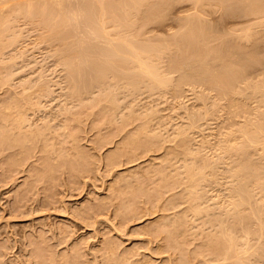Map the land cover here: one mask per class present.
I'll return each mask as SVG.
<instances>
[{
    "label": "rangeland",
    "instance_id": "374dc122",
    "mask_svg": "<svg viewBox=\"0 0 264 264\" xmlns=\"http://www.w3.org/2000/svg\"><path fill=\"white\" fill-rule=\"evenodd\" d=\"M153 1L154 28L136 14L129 38L169 45L144 56L161 86L111 52L83 56L86 80L69 73L39 17L0 5V264H264V8Z\"/></svg>",
    "mask_w": 264,
    "mask_h": 264
},
{
    "label": "bare ground",
    "instance_id": "6f19581e",
    "mask_svg": "<svg viewBox=\"0 0 264 264\" xmlns=\"http://www.w3.org/2000/svg\"><path fill=\"white\" fill-rule=\"evenodd\" d=\"M147 1L148 0H0V5H3V7L1 8V10H3V8H4V6H5V8H4V10L5 11H7L8 12V14H9V11H8V8H9V10H11V7H13V10H15V13H16V16H17V14L18 13H20V15L21 14H24L25 16L27 15V17H28V19H29V21L30 20H32V18H34V17H36V18H34V19H36L37 20V18H38V20H37V22H39V23H42V25L40 24V26H44V27H41V29L42 28H44V31L46 32H44L45 34H47L46 36L47 37H45L44 35H42V36H44L45 38H48L49 40H51V42L52 41H54V42H58L57 44H61L60 46H61V50H60V52L58 53V54H60L61 56H63V60H64V65H65V67L67 68L68 67V72L69 73H71V71L76 75H80L81 73H83V71L85 72H88V70H86L87 68H89L90 69V67H85V66H87V65H85V64H83L82 62H84L83 61V59L82 58H84L83 56H91V55H93L92 57L93 58H95L94 57V55H97V53L99 52V53H101V54H103L104 53V55L105 54H107V56L108 55H111L110 54V52L115 56H117V54H118V56L117 57H120V55L122 54V57L124 56L125 58H127L126 60L127 61H125L126 63L127 62H131V63H129L130 65H132V63L133 64H138V67L142 70H140V72H145L147 75H145V73H140V74H144L145 75V77H153V79L154 78H156L157 77V80H158V78H159V75H158V73L156 72L155 73V71H156V69H157V67H155V65H152V63H150V65L148 64L149 62L147 61V59H145L146 58V56H148V57H150L151 55L153 56V54L154 53H156V52H158L159 50H161V51H165L166 49V47H168L169 45H168V43H164V45L166 44V45H168V46H166L165 48H162L161 46V48L162 49H165V50H162L161 48L158 50L157 49V46H158V44H157V46H156V48H154V46H152V47H146L144 44V42H143V44L142 43H134V41L135 40H133L132 38H129V35H130V33L132 32L130 29H132V27L131 26H133L134 27V25H130V24H132L133 22H132V19H135L136 20V18H135V16H136V14H140V13H143V15H145V16H142L143 17V20H141V21H145L146 20V22L148 21V19L150 20V18H151V21L153 20V16L152 15H154V12H155V14L157 13V11H159V10H161V8H159V6H156L154 3L153 4H151L150 2V4L148 5V3H147ZM150 1V0H149ZM152 1V0H151ZM156 1V0H155ZM155 1H153V2H155ZM162 1V0H161ZM177 1V0H176ZM183 1V0H182ZM185 2H186V0H184ZM188 1V0H187ZM203 1V0H202ZM202 1H199L201 4H202V6H205V5H203V4H208V2L206 1V3H203ZM232 1V0H231ZM237 1V0H236ZM235 1V2H236ZM242 1H244V0H239V1H237V2H242ZM248 2H249V0H247ZM157 2V1H156ZM159 2H160V0H159ZM169 4H170V1H167ZM177 2H179V1H177ZM190 2V0L188 1V3ZM198 2V1H197ZM210 2V1H209ZM215 2H217V0H215ZM224 2V1H223ZM223 2H221V4H223ZM225 2H227V0L225 1ZM234 2V3H235ZM247 2V3H248ZM162 3H164V0H163V2ZM200 3H197V4H200ZM233 3V4H234ZM239 3H237V5H239ZM147 4V5H146ZM173 4H176V5H178L177 3H175L174 1H173ZM190 4V3H189ZM193 4H194V2H193ZM215 4V3H214ZM218 4V3H217ZM219 4H220V2H219ZM218 4V5H219ZM225 4V3H224ZM232 4V3H231ZM230 4V5H231ZM232 4V5H233ZM157 5H159V3L157 4ZM165 5V7H166V5L167 4H164ZM227 5V4H226ZM236 5V4H235ZM244 5H245V3H244ZM6 6L8 7V6H10V7H8L7 8V10H6ZM189 6V5H188ZM195 6V5H194ZM212 7H210V8H213V4L211 5ZM242 6V5H241ZM169 7H170V5H169ZM206 7H208L207 5H206ZM215 7H216V4H215ZM214 7V8H215ZM220 8H221V6H219ZM236 8L238 7V6H235ZM243 7V6H242ZM145 8V9H144ZM164 8V7H163ZM189 8V7H188ZM199 8H200V12H201V14H202V7H200L199 6ZM199 8H198V10H199ZM217 8V10H218V7H216ZM216 8H215V10H214V13L217 11L216 10ZM220 8H219V12H220ZM223 8V7H222ZM226 8H228V7H226ZM230 8V7H229ZM244 8V7H243ZM263 8H264V6H263V2H261V1H259V0H251V2L248 4V9H247V15L249 14V15H253L254 16V18H255V20H257L256 19V17H263V15H264V13H262V11H261V9L263 10ZM145 11H144V10ZM0 10V12H2ZM3 10V11H4ZM193 10H194V8H193ZM195 10H196V7H195ZM194 10V11H195ZM232 10H233V8H232ZM232 10H230V11H232ZM246 10V7L244 8V12H246L245 11ZM12 11V10H11ZM163 11V10H162ZM168 11V10H167ZM193 11V12H194ZM203 11H206L205 10V8H203ZM217 11V12H218ZM227 11H229V10H227ZM226 11V12H227ZM239 11V10H238ZM166 12V11H165ZM211 13H213V11H210ZM223 12V11H222ZM243 12V11H242ZM5 14H6V12H4ZM12 13H14V12H12ZM15 13H14V15H15ZM160 13H161V11L160 12H158V14L160 15ZM164 13V12H163ZM210 13V14H211ZM213 13V14H214ZM221 13V12H220ZM225 13V12H224ZM233 13H235L234 11H233ZM261 13L263 14V15H261ZM0 14H3V13H0ZM11 14V13H10ZM158 14H156V17H157V15ZM165 14V13H164ZM163 14V15H164ZM190 14V13H189ZM192 14V13H191ZM229 14V13H228ZM7 15V14H6ZM5 15V16H6ZM12 15V14H11ZM135 15V16H134ZM194 14H192L191 16H193ZM198 14L195 12V16H197ZM200 15V14H199ZM215 15V14H214ZM231 17H232V12H231ZM234 15H236V13L234 14ZM2 16V15H1ZM5 16H3L2 18H4ZM15 16V18H17ZM140 16V15H139ZM152 16V17H151ZM190 16V15H189ZM188 16V17H189ZM190 16V17H191ZM195 16H193L194 18H196ZM205 16H207V14L205 15ZM222 16H224L223 14L220 16V17H222ZM239 16V15H238ZM10 17V16H9ZM9 17H7L6 16V19L5 20H7ZM14 17V16H13ZM21 17H22V15H21ZM20 17V18H21ZM136 17H138V16H136ZM161 17H163V16H160V19L158 18V20H160L161 21ZM180 17V16H179ZM193 17H191L192 18V21H199V19H197L196 18V20L195 19H193ZM201 17V16H200ZM211 17V16H210ZM225 17H227V16H225ZM228 17H230V16H228ZM237 17V16H236ZM11 18V17H10ZM9 18V19H10ZM190 18V19H191ZM206 18V17H205ZM208 18V17H207ZM223 18V17H222ZM235 18V17H234ZM251 18V17H250ZM0 19H1V17H0ZM9 19H8V21H9ZM13 19V18H12ZM24 19V18H23ZM177 19H181V18H177ZM184 19H185V17H184ZM189 19V18H188ZM202 19V18H201ZM221 19V18H220ZM225 19V18H224ZM223 19V20H224ZM236 19V18H235ZM157 20V19H156ZM157 20V21H158ZM185 20H187V19H185ZM226 20V19H225ZM252 20V19H251ZM259 20V19H258ZM3 22H6V21H4V20H2ZM28 21V20H27ZM184 20H183V16H182V21H180V22H183ZM189 21H191V20H189ZM201 21V20H200ZM204 20H202L201 22H203ZM227 21V20H226ZM246 21V20H245ZM33 22H34V20H33ZM132 22V23H131ZM135 22V21H134ZM145 22V23H146ZM185 23H186V21H184ZM187 22H188V20H187ZM212 22V21H211ZM216 22V21H215ZM225 21H223V23H224ZM2 23V22H1ZM136 23H138V21H136ZM143 23V22H142ZM141 23V24H142ZM144 23V24H145ZM150 22H147V26H151L152 24V22L149 24ZM153 23L155 24L156 22H155V18H154V21H153ZM166 23V22H165ZM171 23V22H170ZM184 23V24H185ZM191 23V22H190ZM197 23V22H196ZM207 23V22H206ZM226 23V22H225ZM4 23H2V25H3ZM135 24V23H134ZM140 23H138V25H139ZM154 24L152 25L153 26V28H154ZM162 24V23H161ZM198 24H199V22H198ZM204 24V23H203ZM208 24H209V22H208ZM220 24V23H219ZM222 24V23H221ZM220 24V25H221ZM256 24H258V23H256ZM255 24V25H256ZM6 25H10V24H6ZM5 25V27H7ZM32 25V24H31ZM34 25V24H33ZM39 25V24H38ZM37 25V26H38ZM112 26V28L111 27H109V26ZM137 25V24H136ZM157 25V24H156ZM158 25H160L159 24V22H158ZM163 25H164V23H163ZM188 25H189V23H188ZM200 25V24H199ZM140 26H142V25H140ZM139 26V27H140ZM170 26V25H169ZM181 26V25H180ZM192 26V25H191ZM197 26V25H196ZM201 26V25H200ZM209 26H210V24H209ZM251 26V25H250ZM5 27H2L1 26V28H2V30H3V28H5ZM10 27V26H9ZM136 27V26H135ZM146 27V26H145ZM160 27V26H159ZM194 27V26H193ZM205 27V26H204ZM208 27V26H207ZM227 27V26H226ZM256 27V26H255ZM111 28V29H110ZM137 28H138V26H137ZM136 28V29H137ZM184 28V27H183ZM189 28V27H188ZM192 28V27H191ZM210 28V27H209ZM214 28V27H213ZM223 28V27H222ZM253 28V27H252ZM40 29V30H41ZM166 29V28H165ZM185 29V28H184ZM193 29V28H192ZM191 29V30H192ZM2 30L0 29V38H1V35H2ZM8 30H9V28H8ZM43 30V29H42ZM138 30V29H137ZM154 30V29H153ZM180 30V29H179ZM188 30V29H187ZM194 30V29H193ZM191 31V33L192 32H194V31ZM197 30V29H196ZM204 30H206V29H204ZM233 30V29H232ZM239 30V29H238ZM6 31V30H5ZM14 31V30H13ZM39 31V30H38ZM80 31V34L81 35H79L80 36V38H81V40L80 41H82L81 43L78 41H74L75 39L77 40V37L75 36V35H77L78 36V32ZM131 31V32H130ZM182 31V30H181ZM200 31L201 30H199V31H197L198 33H200ZM210 31V30H209ZM218 31V30H217ZM240 31V30H239ZM42 32V31H41ZM40 32V33H41ZM137 32V31H136ZM140 32V31H139ZM138 32V33H139ZM178 32H180V31H178ZM178 32H177V34H178ZM183 32V31H182ZM216 32V31H215ZM236 32H238V31H236ZM235 32V33H236ZM6 33H7V31L6 32H4V34L6 35ZM13 33V32H12ZM15 33V32H14ZM43 33V32H42ZM133 33V32H132ZM132 33H131V35H132ZM142 33H144V32H142ZM186 33V32H185ZM213 33V32H212ZM223 33V32H222ZM241 33V32H240ZM140 35H141V32L139 33ZM149 33H147V35H148ZM151 34H152V32H151ZM151 34H149V35H151ZM175 33H173L172 35H174ZM177 34H176V36H177ZM189 35H190V32L188 33ZM207 34V33H206ZM209 34V33H208ZM217 34V33H216ZM5 35H3L4 36V38H6L5 37ZM9 35H10V33H9ZM12 35V34H11ZM82 35H83V37H82ZM136 35V34H135ZM154 36H155V33L153 34ZM170 35V34H169ZM180 35H181V32H180ZM179 35V36H180ZM186 35V34H185ZM185 35H184V37H185ZM204 34H202V36H203ZM211 35V34H210ZM78 36V37H79ZM139 36V35H138ZM141 36H143V35H141ZM175 36V35H174ZM175 36V37H176ZM182 36H183V33H182ZM191 36H193V33H192V35ZM200 36V35H199ZM212 36H214L215 37V34H213ZM217 36H219V35H217ZM12 37H14L13 35H12ZM76 37V38H75ZM131 37V36H130ZM132 37L134 38V36L132 35ZM148 37V36H147ZM152 38H153V36H151ZM186 37H187V35H186ZM189 37V36H188ZM195 37H196V32H195ZM213 37V38H214ZM226 37V36H225ZM230 37H232V36H230ZM229 37V38H230ZM241 37V36H240ZM15 38V37H14ZM13 38V39H14ZM137 38V37H136ZM155 38V37H154ZM154 38H153V40H154ZM156 38H158V37H156ZM173 38V37H172ZM198 38V37H197ZM200 38V37H199ZM205 38H206V36H205ZM219 38V37H218ZM223 38H224V36H223ZM2 39V38H1ZM7 39V38H6ZM70 39H73V44L71 43L70 44ZM140 39H141V37H140ZM160 39V38H159ZM165 39V38H164ZM168 39V38H167ZM184 39V38H183ZM186 39H189V38H186ZM227 39V38H226ZM244 39V38H243ZM250 39V38H249ZM2 40H4V39H2ZM9 40H10V38H9ZM8 40V41H9ZM69 40V41H68ZM103 40V41H102ZM105 40V41H104ZM143 40V39H142ZM146 39H144L143 41H145ZM150 40H151V38H150ZM163 40V39H162ZM170 40V39H169ZM176 40H177V38H176ZM196 40V39H195ZM200 40V39H199ZM201 40L204 42V40L201 38ZM200 40V41H201ZM209 40H211L210 38H209ZM212 40H214V39H212ZM5 41V40H4ZM83 41H85V42H88L87 44H89L88 46H87V48H85V45H87V44H85V43H83ZM137 41V40H136ZM139 41H141V40H139ZM138 41V42H139ZM148 41H149V39H148ZM174 41V40H173ZM179 41V40H178ZM184 41V40H183ZM249 41V40H248ZM99 42L100 43H102L101 45L99 44ZM142 42V41H141ZM150 42V41H149ZM153 42V41H152ZM161 42V41H160ZM181 42V41H180ZM185 42H187V44H188V42H190V41H185ZM193 42V41H192ZM191 42V43H192ZM206 42V41H205ZM209 42V41H208ZM53 43V42H52ZM69 43V44H68ZM79 43H80V45H79ZM156 43V42H155ZM194 43V42H193ZM192 43V44H193ZM240 43V42H239ZM55 44V43H54ZM84 44V47H82V45ZM150 44V43H149ZM161 43H159V45H160ZM177 44H179V42L177 43ZM184 44V43H183ZM206 44V43H205ZM56 45V44H55ZM100 45V46H99ZM144 45V46H143ZM150 45H153V43L152 44H150ZM163 45V46H164ZM173 45H176V43L174 42V44ZM185 46H186V44H184ZM183 45V46H184ZM191 45V44H190ZM189 45V46H190ZM204 45V44H203ZM178 46V45H177ZM176 46V47H177ZM182 46V45H181ZM194 46L195 45H193V48H194ZM210 45L208 44V46L207 47H209ZM226 46V45H225ZM173 48L175 47V46H172ZM199 47V46H198ZM206 47V46H205ZM169 48V47H168ZM185 48V47H184ZM183 48V49H184ZM190 48H191V46H190ZM199 48H202V47H199ZM204 48V47H203ZM175 49V48H174ZM177 49V48H176ZM179 49H180V47H179ZM210 48H208V50H209ZM230 49V48H229ZM238 49V48H237ZM241 49V48H240ZM169 50V49H168ZM205 50H207V49H205ZM211 50H214V49H211ZM160 51V52H161ZM185 51V50H184ZM202 51V50H201ZM166 52H167V50H166ZM182 52V51H181ZM180 52V53H181ZM213 52H215V51H213ZM229 52V51H228ZM114 53H116V54H114ZM162 53V52H161ZM175 53V52H174ZM186 53V52H185ZM187 53H189V51L187 52ZM186 53V54H187ZM194 53V52H193ZM207 53V52H206ZM210 53V52H209ZM208 53V54H209ZM212 53V52H211ZM219 53V52H218ZM120 54V55H119ZM149 54H151L150 56H149ZM158 54V53H157ZM191 54V53H190ZM189 54V55H190ZM201 54V53H200ZM99 55V54H98ZM128 55H130L129 57H127ZM131 55H132V57H131ZM163 56H164V54H162ZM173 55H175V54H173ZM177 55V54H176ZM181 56H183L182 55V53L180 54ZM202 55V54H201ZM205 55V54H204ZM245 55V54H244ZM86 57V59L87 58H89V57ZM144 56H145V58H144ZM185 56V55H184ZM193 56V55H192ZM221 56V55H220ZM224 56V55H223ZM226 56V55H225ZM99 57H101V56H99ZM113 57V56H112ZM116 57V58H117ZM122 57H121V60H122ZM131 57V58H130ZM158 57H159V54H158ZM190 57V56H189ZM188 57V58H189ZM196 57V56H195ZM195 57L193 58V59H195ZM102 58V57H101ZM111 58V57H110ZM124 58V59H125ZM130 58V59H129ZM135 60H134V59ZM161 58V57H160ZM186 58H187V56H186ZM198 59H199V61L201 62V60H200V58L199 57H197ZM231 58V57H230ZM250 58V57H249ZM132 59H133V61H132ZM146 61H145V60ZM155 59H157V57L155 58ZM183 59H184V57H183ZM205 59V58H204ZM215 59V58H214ZM85 60V59H84ZM116 60V59H115ZM118 60V59H117ZM158 60V59H157ZM225 60V59H224ZM91 62H95V60L93 61V60H90ZM105 61V60H104ZM122 61H124V60H122ZM121 61V62H122ZM155 61V60H154ZM176 61V60H175ZM181 61H182V59H181ZM180 61V62H181ZM186 61V60H185ZM194 61V60H193ZM258 61V60H257ZM89 62V61H88ZM87 62V63H88ZM90 62V63H91ZM99 62V61H98ZM108 62V61H107ZM107 62L105 63L106 65H104V67H106L107 66ZM118 61H116V63H117ZM120 62V61H119ZM125 62L124 63H122V65L123 64H125ZM156 62L157 61H155V63L154 64H156ZM171 62H173V61H171ZM217 62V61H216ZM219 62V61H218ZM223 62V61H222ZM229 62V61H228ZM86 63V62H85ZM97 63V62H96ZM96 63H92L91 64V69H96V66H97V68H102L101 66H100V63H99V65L98 64H96ZM102 63V62H101ZM104 63V62H103ZM102 63V64H103ZM115 63V62H114ZM115 63V64H116ZM159 63V62H158ZM189 63H191L190 61H189ZM193 63V62H192ZM194 63H196V62H194ZM206 63V62H205ZM245 63V62H244ZM111 64H113V62L111 63ZM121 64V63H120ZM119 63H118V66L120 65ZM148 64V65H147ZM176 64V63H175ZM201 64H202V62H201ZM215 64V63H214ZM225 64V63H224ZM249 64V63H248ZM85 65V66H84ZM96 65V66H95ZM125 65H127V64H125ZM129 65V66H130ZM158 65V64H157ZM179 65H180V63H179ZM185 65V64H184ZM223 65V64H222ZM228 65V64H227ZM90 66V65H89ZM94 66V67H93ZM98 66H100V67H98ZM108 66H109V64H108ZM107 66V67H108ZM116 66H117V64H116ZM133 66V68H137L138 69V67H136L137 65H132ZM135 66V67H134ZM154 66V67H153ZM197 66H199V65H197ZM204 66V65H203ZM206 66H207V64H206ZM214 66V65H213ZM256 66V65H255ZM93 67V68H92ZM103 67V68H104ZM106 67V68H107ZM111 67H113L112 65H111ZM120 67L121 68H123V66H121L120 65ZM119 67V68H120ZM219 67V66H218ZM247 67V66H246ZM120 68V69H121ZM155 68V69H154ZM172 68V67H171ZM186 68V67H185ZM192 68V67H191ZM190 68V69H191ZM209 67H207V69H208ZM93 69V70H94ZM113 69H115V68H113ZM127 69V68H126ZM134 69V70H135ZM174 69H176V68H174ZM182 69V68H181ZM184 69V68H183ZM188 69V68H187ZM220 69V68H219ZM67 70V69H66ZM107 70H108V68H107ZM117 70V69H116ZM121 70H123V69H121ZM125 70V69H124ZM131 70H133V69H131ZM130 70V71H131ZM139 70V69H138ZM159 69H157V71H158ZM171 70H173V69H171ZM193 70H194V68H193ZM198 70H199V68H198ZM201 70V69H200ZM204 70V69H203ZM101 71H102V69H101ZM104 71H105V68H104ZM111 71V70H110ZM126 71V70H125ZM128 71V70H127ZM130 71L128 72V73H130ZM176 71V70H175ZM197 71V70H196ZM205 71L206 70H204L203 72V74H205ZM91 72V71H90ZM89 72V73H90ZM95 72V71H94ZM93 72V73H94ZM106 72V71H105ZM108 72V71H107ZM112 72V71H111ZM120 71H118V73H119ZM122 72V71H121ZM191 72H193L192 70H191ZM201 72V71H200ZM207 72V71H206ZM209 72V71H208ZM207 72V73H208ZM73 73L72 74H70V75H73ZM92 73V72H91ZM102 73V72H101ZM100 73V74H101ZM128 73H126V74H128ZM138 73V72H137ZM160 73V72H159ZM180 73V72H179ZM198 73H199V71H198ZM214 73V72H213ZM226 73V72H225ZM228 73H229V70H228ZM250 73V72H249ZM85 74V73H84ZM102 74H105V73H102ZM125 74V73H124ZM210 74V73H209ZM92 75H94V74H92ZM105 75H107V74H105ZM104 75V76H105ZM112 75V74H111ZM135 75H136V73H135ZM143 75V76H144ZM157 75V76H156ZM165 75V74H164ZM214 75V74H213ZM74 76V75H73ZM81 76V78L83 79L84 77L83 76H85V75H80ZM87 76V75H86ZM101 76V75H100ZM117 77H119L118 75H116ZM131 76V75H130ZM140 76V75H139ZM166 76V75H165ZM204 76H206V75H204ZM209 76H211V75H209ZM231 76V75H230ZM72 77V76H71ZM79 77V76H78ZM77 77V78H78ZM127 77H128V75H127ZM132 77V76H131ZM182 77V76H181ZM184 77V76H183ZM192 77H194V76H192ZM196 77V76H195ZM198 77V76H197ZM229 77V76H228ZM76 78V77H75ZM74 77H73V79H75ZM81 78H80V80L79 81H81V83H82V80H81ZM114 78H116L115 77V75H114ZM122 78V77H121ZM130 78V77H129ZM140 78V77H139ZM170 78V77H169ZM169 78H166V80L165 81H167L168 82V79ZM202 78H203V76H202ZM210 78V77H209ZM89 78L87 77V80H88ZM92 79H94V78H92ZM100 79H101V77H100ZM118 79V78H117ZM133 79H134V77H133ZM163 80V82H160V80ZM188 79V78H187ZM212 79V78H211ZM214 79V78H213ZM227 79V78H226ZM233 79V78H232ZM237 79V78H236ZM76 80V79H75ZM74 80V82H73V84L74 83H76L77 84V82H78V80L77 81H75ZM83 80H86V78L85 79H83ZM98 80V79H97ZM104 80V79H103ZM127 80V79H126ZM130 80V79H129ZM128 80V81H129ZM157 80L155 79V81L153 80V84H154V82L155 83H157ZM160 80H158V85L159 86H161V85H163V83L165 84V85H167V82H165L164 81V79L163 78H160ZM195 80V79H194ZM209 80V79H208ZM217 80V79H216ZM89 81V80H88ZM118 81H120V80H118ZM133 81V80H132ZM140 81H141V78H140ZM171 82H172V80H170ZM170 81L168 82V83H170ZM182 81V80H181ZM193 81V80H192ZM215 81V80H214ZM219 81H221V80H219ZM231 81V80H230ZM236 81V80H235ZM86 82V81H85ZM90 82H92L91 80H90ZM94 82V81H93ZM137 82V81H136ZM197 82V81H196ZM195 82V83H196ZM198 82H200L201 83V81H198ZM208 82V81H207ZM217 82V81H216ZM225 82V81H224ZM231 82H233V81H231ZM80 83V84H81ZM83 83H84V81H83ZM88 83V82H87ZM142 83H144V82H142ZM183 83H185V82H183ZM205 83V82H204ZM228 83V82H227ZM239 83V82H238ZM92 84V83H91ZM134 84H135V82H134ZM139 84V83H138ZM172 84V83H171ZM203 84V83H202ZM253 84V83H252ZM89 85V84H88ZM133 85V84H132ZM136 85V84H135ZM157 84H156V86H158ZM205 85H208V84H206L205 83ZM249 85V84H248ZM79 86V85H78ZM78 86H76V88L78 89ZM82 86H83V84H82ZM137 86V85H136ZM210 86V85H209ZM220 86V85H219ZM260 86H262V85H260ZM86 87V86H85ZM89 86H87V88H88ZM128 87V86H127ZM130 87V86H129ZM134 87V86H133ZM167 87V86H166ZM165 87V88H166ZM218 87V86H217ZM223 87V86H222ZM253 87V86H252ZM74 88H75V86H74ZM75 88V89H76ZM82 88V87H81ZM80 87H79V89H81ZM84 88V87H83ZM86 88V89H87ZM135 88V87H134ZM237 88V87H236ZM77 89L75 90V91H77ZM85 89V88H84ZM220 89V88H219ZM227 89V88H226ZM257 89H258V87H257ZM262 89V88H261ZM259 90H260V87H259ZM232 91H234V90H232ZM79 92V91H78ZM224 92V91H223ZM253 92H254V89H253ZM257 92V91H256ZM226 94H227V92H226ZM109 98V97H108ZM110 99V98H109ZM114 99V98H113ZM112 99V100H113ZM111 100V101H112ZM115 100V99H114ZM111 104V103H110ZM116 104V103H115ZM261 115V114H260ZM263 115V114H262ZM261 115V116H262ZM264 118V117H263ZM262 121H264V120H262ZM261 123V122H260ZM256 124V123H255ZM255 126V125H254ZM261 126V125H260ZM264 126V125H263ZM256 128V127H255ZM263 128V127H262ZM262 128H261V131H262ZM258 129H260V128H258ZM253 130H255V129H253ZM264 130V129H263ZM259 131V130H258ZM246 132V131H245ZM255 132V131H254ZM248 133H249V131H248ZM259 133H261V132H259ZM263 133V132H262ZM257 134H255V137L256 138H258L257 136H256ZM248 137V136H247ZM245 138V137H244ZM260 138V137H259ZM250 140L252 139V135H251V137L249 138ZM254 139V138H253ZM261 139V138H260ZM247 140V139H246ZM234 141V140H233ZM236 141V140H235ZM243 141V140H242ZM249 143H250V141H248ZM254 142V141H253ZM232 143V142H231ZM231 143H229L230 145H232ZM243 143V142H242ZM245 143V142H244ZM247 143V142H246ZM245 143V144H246ZM261 143V142H260ZM238 143H236V145H237ZM254 144H256V143H254ZM235 145V144H234ZM240 145V144H239ZM261 145H263V144H261ZM238 146V145H237ZM245 146V145H244ZM247 146V145H246ZM252 146V145H251ZM264 146V145H263ZM236 147V146H235ZM240 147V146H239ZM253 147H254V145H253ZM256 147V146H255ZM257 147H259V145L257 146ZM238 148V147H237ZM229 149V148H228ZM236 149V148H235ZM239 149H241V148H239ZM252 149V148H251ZM250 149V150H251ZM230 150H232V149H230ZM242 150V149H241ZM247 150V149H246ZM263 150V149H262ZM234 151V150H233ZM236 151V150H235ZM234 151V152H235ZM253 151V150H252ZM256 151V150H255ZM230 153H231V151H230ZM233 153V152H232ZM231 153V154H232ZM250 153V152H249ZM236 154V153H235ZM239 154V153H238ZM237 154V155H238ZM241 154V153H240ZM247 155V154H246ZM263 155V154H262ZM242 158H243V156H241ZM263 157V156H262ZM249 162V161H248ZM246 165V164H245ZM249 165V164H248ZM247 165V166H248ZM253 166V165H252ZM255 166H257V165H255ZM259 166V165H258ZM243 167V166H242ZM255 168H257V167H254V169ZM244 169H245V167H244ZM247 169V168H246ZM251 169L249 168V171H250ZM253 171V170H252ZM251 172V171H250ZM250 172H249V175H250ZM259 172V171H258ZM245 173V172H244ZM246 173H248V172H246ZM260 173V172H259ZM252 175V174H251ZM242 176V175H241ZM244 176V175H243ZM253 176H255V173L253 174ZM256 176H259V174H257ZM261 177V176H260ZM239 178V177H238ZM241 178V177H240ZM262 178V177H261ZM234 179H235V177H234ZM243 179V178H242ZM246 179H248V177L246 178ZM252 176H251V181H252ZM244 180V182H245V178L243 179ZM255 180V179H254ZM257 180H258V178H257ZM256 180V181H257ZM262 180H264V179H262ZM240 182V181H239ZM249 184H250V182H248ZM254 183H255V181H254ZM257 183H259V181L257 182ZM262 183H264V182H262ZM261 183V184H262ZM240 184V183H239ZM242 185H244L243 183H242ZM248 186V185H247ZM245 187V186H244ZM252 187V186H251ZM236 190V188L234 189V191ZM238 190H240L241 191V189H238ZM243 190V189H242ZM249 190V189H248ZM245 191V190H244ZM247 191V190H246ZM248 192V195H249V191H247ZM239 193H241V192H239ZM245 194H246V192H244ZM244 193H242V194H244ZM238 195V194H237ZM247 195V196H248ZM243 196V195H242ZM249 196H251V194L249 195ZM253 196V195H252ZM240 197V196H239ZM244 197H246V196H244ZM238 198V197H237ZM253 198V197H252ZM245 199H247V198H245ZM239 200V199H238ZM240 201V200H239ZM244 200H242V202H243ZM241 202V201H240ZM250 202H251V200H250ZM247 204V203H246ZM250 204V203H249ZM243 206V205H242ZM238 207V206H237ZM239 210V209H238ZM241 211V210H240ZM237 212V211H236ZM242 212V211H241ZM236 214V213H235ZM239 213H237V215H238ZM242 214V213H241ZM243 215V214H242ZM241 215V216H242ZM239 217V216H238ZM244 217V216H243ZM236 219H237V217H236ZM242 219V218H241ZM235 241V240H234ZM230 242H232L231 240H230ZM238 242V241H237ZM236 243V242H235ZM224 244V243H223ZM226 244V243H225ZM237 244V243H236ZM235 244V245H236ZM230 245H231V243H230ZM232 245H234V244H232ZM222 247V246H221ZM229 248H230V246H228ZM236 247V246H235ZM223 248V247H222ZM232 249H233V247H232ZM239 249V248H238ZM238 249H236L237 250V252H238ZM225 250H229V251H231L230 249H225ZM240 250V249H239ZM233 251V250H232ZM241 251V250H240ZM229 253V252H228ZM239 253V252H238ZM238 253H236V254H238ZM225 255H226V253H225Z\"/></svg>",
    "mask_w": 264,
    "mask_h": 264
}]
</instances>
